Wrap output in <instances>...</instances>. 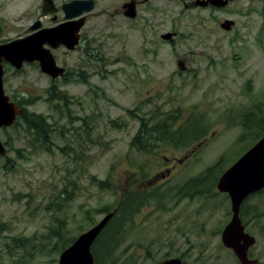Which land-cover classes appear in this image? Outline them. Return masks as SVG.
Wrapping results in <instances>:
<instances>
[{
  "label": "rangeland",
  "instance_id": "rangeland-1",
  "mask_svg": "<svg viewBox=\"0 0 264 264\" xmlns=\"http://www.w3.org/2000/svg\"><path fill=\"white\" fill-rule=\"evenodd\" d=\"M96 1L79 49L71 56L57 51L60 62L69 58L80 74L56 84L67 102L46 101L48 78L34 65L7 77V91L14 90L20 102L30 100L27 111L45 115L52 128L48 145L33 140L22 120L0 130L6 142L0 155V264H58L64 239L76 238L114 210L124 193L138 190L149 192L144 206L131 220L113 223L126 224L116 227L118 238L132 242H120L110 253L114 261L103 258V264H129L120 251L154 239L155 228L167 237H185L194 258L202 248L197 232H203L210 236H202L209 240L206 263L225 264L217 231L231 211L230 198L217 182L209 190L255 143L250 134L240 139L243 115L257 110L264 117V0L239 1L221 12L192 7L194 0H151L138 6L134 19L119 11L123 0ZM34 3L38 0H0L14 27L9 37L27 30ZM225 18L234 27L223 28ZM166 32H176L173 41L162 38ZM178 59L186 70L179 69ZM169 115L178 118L174 128L191 126L193 118L201 136L178 146L164 140L149 144L150 153L130 146L142 123L151 126ZM221 157V167L206 173ZM197 176L205 179L184 195L189 197L176 196ZM52 201L62 203L47 208ZM245 202L246 211L257 212V222L264 224V193ZM58 218L65 227L56 251L44 236ZM127 223L140 226L130 229ZM23 237L34 239L27 247L13 246V238ZM105 239L102 234L96 242ZM141 258L136 252L132 259L140 264Z\"/></svg>",
  "mask_w": 264,
  "mask_h": 264
},
{
  "label": "water",
  "instance_id": "water-1",
  "mask_svg": "<svg viewBox=\"0 0 264 264\" xmlns=\"http://www.w3.org/2000/svg\"><path fill=\"white\" fill-rule=\"evenodd\" d=\"M228 1L197 0L196 4L224 6ZM127 6L125 15L131 18L136 17L135 3L130 2L123 5V7ZM93 7V0H74L65 5V10L67 17H76L90 11ZM85 19L86 16H82L77 21L55 25L35 35L18 38L9 44L1 45L0 57L10 58L18 69L26 61L38 60L43 71L58 77L63 73L64 68L57 66L53 54L50 49L44 47V44L48 42L54 47L64 44L70 49H75L79 43L78 32L85 24ZM232 24L234 21L227 19L221 23V26L225 29H231ZM1 32L2 27L0 26ZM163 38L170 40L172 34H163ZM177 65L181 70L186 69L182 59L177 61ZM21 112L22 109L15 102L10 103L9 97L4 93L0 71V127L15 123ZM5 153L6 148L0 141V154L4 155ZM217 188L229 195L233 212L232 219L224 230L223 241L228 247L233 248L240 259L246 263L248 260L246 249L254 240L252 236L244 232L239 213L243 201L250 194L264 188V135L223 172L218 179ZM113 214L114 212L107 213L96 225L81 233L70 246L61 252L59 264H95L91 250L92 245ZM241 239H244V244H241Z\"/></svg>",
  "mask_w": 264,
  "mask_h": 264
},
{
  "label": "flooded vegetation",
  "instance_id": "flooded-vegetation-1",
  "mask_svg": "<svg viewBox=\"0 0 264 264\" xmlns=\"http://www.w3.org/2000/svg\"><path fill=\"white\" fill-rule=\"evenodd\" d=\"M72 1H74V0H38L37 4L34 3V7H33L34 10L32 9L30 11L31 23L28 26L27 30L22 35H19L15 38L9 37V36H11L12 31H14V27L7 24V21L11 20L10 19L11 15L7 14L6 8H5L6 5L0 4V7H1L0 26L2 27V32L0 33V46L9 44V43L13 42L14 39H17V38H23L26 36L35 35L41 31L50 29L51 27H53L55 25H59V24L66 23V22L77 21L82 16H86V19H85V24H86L87 20L89 19V15H90L91 11L96 7L97 1L93 0L94 7L90 11H86L83 14L76 16V17H67L65 5H67L68 3L72 2ZM149 1H151V0H123V2L121 4V8L119 11H121L124 16H126L130 19H134L138 15V6L146 4ZM196 1L197 0H194L193 2L190 3V5L192 7H202V8H207L210 11H217L218 10L219 12H221V11L225 10V8L227 6L232 5V4L235 5V4L239 3V1H243V0H229L228 3L224 6H215V5H211V4H208L206 6H202V5H197ZM247 1H252V0H247ZM130 2L135 3L136 17H134V18H131V17L125 15V11L128 9V6L123 7V5L125 3H130ZM186 6H188V4H186ZM13 18H12V20H13ZM227 19L228 18H225V20H227ZM229 20H232V19H229ZM232 21H234V20H232ZM234 23H235V21H234ZM234 25L235 24H232V27H234ZM83 26L81 27L80 31L78 32L79 43L75 47V49H70L64 44H60L57 47L52 46L48 42L44 44V47L46 49H50L51 53L53 54L55 61H56V64L59 67L64 68L63 73L59 77H54L51 74L44 72L42 70L40 62L38 60L24 62L21 69L25 65L36 66L45 76H47V78H48L47 82H49V85H48L49 88L58 87L56 84H59V81L69 82V83L72 82L71 77H73V76L77 77V76H80V74H79L77 69H74L73 66L69 65L70 64L69 58H66V57L62 58V62H60L61 56L58 57L57 51L63 50V54L71 56V54H73L74 51L78 50L82 44V41L84 40V34H83V30H82ZM166 33L172 34V38L168 41H173L174 36L176 35V32H166ZM162 38H163V35H162ZM14 69L20 70V69L16 68V66L14 65V62H12L10 60V58H8L6 56L0 57L1 81H2V85H3L4 93L9 97L10 103H14V102L18 103V99L16 97H14V90L7 91V88H10L9 87L10 86L9 85V79L7 77L9 76V77L14 78ZM77 74H79V75H77ZM12 125H14V123ZM5 128H7V127H5V126L0 127V130H3ZM3 144L6 146V142H3ZM135 192H137V191H135ZM126 193H128L127 196H128V198H130L129 194L131 193V191H127ZM262 193H264V188L261 189L260 191L253 193V194H262ZM186 195H189V194H186ZM252 195L248 196L243 201V203L241 205L240 213H239L240 219H241L242 224L244 226V232L248 233L250 236H252L253 240H254V242L251 245H249L246 249V256H247L248 260H246V263H244L240 259V257L237 255V253L234 251V249L231 247H228L223 241L224 230H225L226 226L228 225L229 221L232 219V216H233V212L231 209L226 220L223 222V224L220 226V228L217 231V236L219 239L218 247L222 251H224V253L228 257V260L225 262V264H264V224H260L259 222H257V215H258L257 212H253V211L248 212L244 208L245 203H246L245 201L247 199L249 200ZM176 196H179L182 198L183 197H189V196H184L183 191L180 192L179 190H177ZM110 211H112V210H110ZM110 211H107V212H110ZM127 224H128L130 229H134L135 226H140V224H138V225L137 224H131V223H127ZM119 225H122V224H119ZM119 225L107 223V225L104 227V229L100 232V234L97 237V239H98L105 232H107V231H108V233L110 232L108 234V238H106L104 240V243L107 244L109 247H111L109 250L110 253L112 250H115V249L117 250V247L119 246L120 242H122V241H124L125 243H126V241L132 242V239L119 240V238H118L119 229L116 228ZM125 225L126 224L122 225L123 228H125ZM156 226L158 227V224H156ZM168 226L169 225H167V224L166 225L160 224V228L168 227ZM109 228H110V230H109ZM177 228L184 231V229H182V228H179V227H177ZM106 229H108V230H106ZM121 230H123V229H121ZM162 230L163 229H159V232H158V228H155L153 230V233L155 236L154 239H151L148 241L144 240L143 242H141L139 244H134V245H131V243H130V246H125V250L120 251L121 253L125 252V255L128 257L125 259L124 262L129 263V264H136L137 261H134L132 258L134 257V254L136 252H140V254H142V258L139 260L140 264H166V263H169V264H207L206 260L210 259V253L208 255H204V253L206 251L209 252V249L207 247L209 244V240L208 241L204 240V237H202V236L205 235L208 238H210V236L204 234L201 231L197 232L201 236L198 238L199 242L197 244L199 246H201L202 248L200 249V253L194 258V254L190 253L191 248L189 247V243L187 242L185 237H183L185 241H181L180 239H175L173 235H170L169 237H167V235L161 233ZM191 230L196 231L195 228H193ZM97 239H96V241H97ZM244 243H245L244 239H241V244H244ZM105 244H103V245H105ZM184 246H186V248H184ZM193 251H194V248H193ZM159 255H163V257L156 259V257ZM111 257L112 256L109 254L108 256H105V259L107 260V258H109V260L111 259L112 261H114Z\"/></svg>",
  "mask_w": 264,
  "mask_h": 264
},
{
  "label": "trees",
  "instance_id": "trees-1",
  "mask_svg": "<svg viewBox=\"0 0 264 264\" xmlns=\"http://www.w3.org/2000/svg\"><path fill=\"white\" fill-rule=\"evenodd\" d=\"M53 100H64V102H67L65 99V96H63L58 90H56V87H51L50 90L48 91V96L46 97V101L51 103ZM18 103L22 106L25 104H30V100H24L22 102L18 101ZM180 111V110H179ZM257 110H252L250 112H247L246 115H243V120H242V126L244 127L245 131L243 136L240 138H250L249 134L251 135L250 140H253V142H256L259 138H261L264 135V117L259 115L257 113ZM132 113V112H131ZM20 123V125H23L24 130L28 131L31 135L33 136V140H37L38 143L41 145H48L50 142L49 135H50V130L52 128L51 123L47 120V117L41 113L36 114L27 111L26 107L23 108L22 113L18 116L16 123ZM178 118L177 116L174 115H169V116H163L162 119H157L154 121V124L151 126H147V124L142 123L131 140L130 146L132 148H136L140 151H145L146 153L153 152L154 149H151V145L154 143H157L159 141H168L171 144H174L176 146L180 144H187L189 141H191L193 138L195 140L201 136L200 133V127L197 124V121L194 120L193 118H189L191 120L192 125L190 126V122H187L184 127L178 126L177 128H174V125L176 124ZM200 128V129H199ZM151 144V145H149ZM223 157L219 158L217 162L213 163L210 165L206 173L210 171L214 167H221L220 161L222 160ZM219 165V166H218ZM210 174V173H209ZM221 174V173H220ZM216 176L218 179L219 175ZM203 176L200 177H195L191 180V182H186V185H184L182 188H179V191H183V195L189 194L190 191L193 188V186L197 184H201L205 178H202ZM217 179L214 180L211 183V189L209 192L212 191V189L215 187V184L217 182ZM66 190H63L60 192V194H65ZM196 191H201L200 188H196ZM195 191V193H196ZM148 191L146 190H138L137 192L132 191L129 195L130 198H128L127 194L124 193L123 198L120 200V202L115 206V215L114 217L110 220L109 224H113L117 222L118 219H128L131 220L132 217L135 215L136 212L142 206H144V203L147 198H149L150 195H148ZM59 194V195H60ZM181 194V193H180ZM156 195H153V198H155ZM63 201V200H62ZM62 202L58 201H52L47 205V208L54 209V208H59L60 204ZM57 226L56 227H49L48 233L44 236L47 238V242L45 244L51 245L54 250H58L59 246L58 243L59 241L63 238L64 232L63 228L64 226V221L58 218ZM108 230V229H106ZM105 238H108L107 234L108 231L104 233ZM52 239H56V243L52 245L51 243L49 244V241ZM33 238H17V239H12L14 240L13 246L16 247H27L26 242L29 240H32ZM36 239V238H35ZM74 241V238H66L64 239L62 243V247L60 249H65L67 246H69L72 242ZM105 243L100 242H95L94 245L92 246V251L95 255V261L96 264H103L105 256H108L110 254L109 250L111 247H109L107 244L103 245ZM31 247L34 249H37V245L35 243L31 244Z\"/></svg>",
  "mask_w": 264,
  "mask_h": 264
}]
</instances>
